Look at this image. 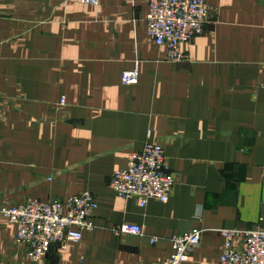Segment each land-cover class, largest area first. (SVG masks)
Returning a JSON list of instances; mask_svg holds the SVG:
<instances>
[{"label":"crops","instance_id":"0c3cea01","mask_svg":"<svg viewBox=\"0 0 264 264\" xmlns=\"http://www.w3.org/2000/svg\"><path fill=\"white\" fill-rule=\"evenodd\" d=\"M97 2L0 0V210L83 192L99 205L94 232L39 263L0 216V264H167L197 229L187 264H218L219 231L264 229V0H206L216 24L181 64L148 39L149 0ZM149 141L176 185L142 208L110 178ZM123 225L144 235L115 236Z\"/></svg>","mask_w":264,"mask_h":264},{"label":"built area","instance_id":"2783aa9c","mask_svg":"<svg viewBox=\"0 0 264 264\" xmlns=\"http://www.w3.org/2000/svg\"><path fill=\"white\" fill-rule=\"evenodd\" d=\"M82 1L90 5L98 3L97 0ZM213 24L216 21L211 18L206 0H149L147 37L167 50L170 63L190 62L189 54L181 47L193 43ZM139 76L137 63L133 70L122 74V83L136 85ZM61 104L65 105V101ZM175 185L165 149L150 141L142 151L130 155L125 169L115 171L110 178V187L119 198H136L142 208L150 201L169 203ZM98 209L94 195L83 192L63 201L30 199L20 205L4 207L0 214L16 228V241L26 247L31 261L39 263L49 257L53 247L66 250L71 243H81L85 233L94 232ZM111 231L117 237L144 235L143 229L136 225L112 227ZM202 233L197 229L173 237V252L167 264H187L201 244ZM219 233L225 243L218 264H264V229L221 230ZM237 240L241 241L239 245ZM158 241L156 237L151 239L152 244Z\"/></svg>","mask_w":264,"mask_h":264},{"label":"rangeland","instance_id":"374dc122","mask_svg":"<svg viewBox=\"0 0 264 264\" xmlns=\"http://www.w3.org/2000/svg\"><path fill=\"white\" fill-rule=\"evenodd\" d=\"M0 216L2 217V218H4L1 214H0ZM5 219V218H4ZM6 220V219H5ZM0 259H2V257H0Z\"/></svg>","mask_w":264,"mask_h":264}]
</instances>
